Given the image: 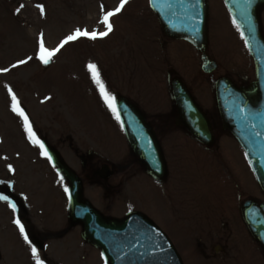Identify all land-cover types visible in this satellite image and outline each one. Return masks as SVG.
I'll list each match as a JSON object with an SVG mask.
<instances>
[{
	"label": "rangeland",
	"instance_id": "374dc122",
	"mask_svg": "<svg viewBox=\"0 0 264 264\" xmlns=\"http://www.w3.org/2000/svg\"><path fill=\"white\" fill-rule=\"evenodd\" d=\"M120 1L0 0V155L13 163L16 172L27 170V162L32 170L25 232L44 264H104L97 249L81 243L80 228L62 233L67 228L66 184L60 183V175L29 141L22 118L11 110L9 88L37 139L59 151L84 180V199L101 213L118 219L132 211L143 213L167 235L183 264H264L240 215L241 203L264 202L241 147L220 131L217 117L212 149L171 121L169 73L182 81L209 117L216 113L212 79L229 77L240 85L254 75L243 37L222 0H207L208 55L217 65L210 75L201 71L199 55L191 45L164 39L148 0H129L110 18L113 31L107 37L70 42L48 65L37 59L41 36L45 48L53 50L77 29L103 32L102 16ZM260 27L264 37V9ZM28 57L32 59L27 64L12 67ZM89 64L97 66L108 95L127 98L152 123L168 167L163 182L150 178L130 154ZM12 153L21 159H14ZM5 165L0 161V178ZM103 166L110 177L91 178ZM4 203L0 201V214L5 215L0 218V264H36L28 245L22 248L24 240L9 221ZM38 231L61 235L40 250L35 240ZM203 245L210 247L205 250ZM203 250L210 260L200 255Z\"/></svg>",
	"mask_w": 264,
	"mask_h": 264
},
{
	"label": "water",
	"instance_id": "95a60500",
	"mask_svg": "<svg viewBox=\"0 0 264 264\" xmlns=\"http://www.w3.org/2000/svg\"><path fill=\"white\" fill-rule=\"evenodd\" d=\"M224 2L239 25L253 59L255 82L246 89H236L228 80H219L215 84L218 110L222 128L229 131L245 151L264 193V39L259 24L264 0H251L250 4L245 0ZM149 3L164 35L191 43L201 53L203 71H211L214 65L206 54V0H149ZM172 90L178 113L176 124L183 126L201 144L211 147L214 143L211 127L203 113L178 80L172 82ZM116 108L139 164L153 178L162 179L165 165L150 126L125 99L118 98ZM47 152L68 183L72 197L70 221L81 225L82 238L101 251L106 264H181L167 238L144 216L130 214L117 221L98 214L83 201L81 181L54 151L47 148ZM241 211L250 234L264 250V204L249 202Z\"/></svg>",
	"mask_w": 264,
	"mask_h": 264
},
{
	"label": "snow or ice",
	"instance_id": "6c2138e0",
	"mask_svg": "<svg viewBox=\"0 0 264 264\" xmlns=\"http://www.w3.org/2000/svg\"><path fill=\"white\" fill-rule=\"evenodd\" d=\"M129 3V0H121L120 5L113 11H108L106 12L101 19V23L105 26L106 30L100 33L97 32H92L89 33L87 31H82L80 29H77L73 34L66 36L60 43L59 45L53 49V50H48L47 48H45L44 46V41H43V37L41 36L40 42H39V53L37 55V59L40 60L41 63H43L44 65H48L50 63V61L52 60V58L54 56H56L57 53H59L61 51V49H63L66 45H68L70 42H75L78 39H80L81 37L84 38H88L90 40H96L97 38H104L107 37L112 31H113V25L110 22V18L113 16L118 15L125 7V5H127ZM245 3L250 4L251 0H245ZM38 7L40 8L41 11V15H44V8L42 5H38ZM193 8H195V5H193ZM236 21L233 20V24H235ZM237 28L239 29V25H236ZM243 35V34H242ZM32 59V57H28L27 59H23L19 61V64H13L12 67L16 68L19 65H24L27 64L30 60ZM88 71L92 74V79L95 81V83L100 87V91H101V95L104 97L105 103L108 105V107L112 110L113 115L115 116V118L117 119V121H120V116L118 114L116 105H115V100L114 97H111L110 95H108L103 87L102 82L99 79V72L97 70V66L95 64H89L88 66ZM4 72L9 71V69H4ZM9 95L11 96V100H12V107L11 110L13 113H15L18 117L22 118L23 122H24V127H25V131L28 134V139L29 141L38 146L41 150V154L47 158L48 160H51V156L48 155L47 150L44 147V144L36 138V134L33 132L30 124H29V120L28 117L25 115L24 111L19 107V101L17 100L16 95L12 92V89L9 88L8 89ZM8 171L9 172H13L14 169L12 168L11 165H9L8 167ZM59 175V173H57ZM64 182V177L60 176V183L63 184ZM2 183V182H0ZM64 192L68 195L69 200H71V192L70 189L67 186H64ZM0 200H4L5 202H7L9 204V206L12 208V211L15 212L16 210V206L15 204L11 203V201L9 200L8 196H0ZM17 228L19 229V234L20 236L23 237V240L25 242V244L28 245V247L31 250V255L32 258L35 260L36 264H44V261H42L40 259L39 253L37 251V248L34 246L32 240L29 239L28 234L25 232V228L24 225L20 222V220H14L13 221Z\"/></svg>",
	"mask_w": 264,
	"mask_h": 264
},
{
	"label": "flooded vegetation",
	"instance_id": "af4514ba",
	"mask_svg": "<svg viewBox=\"0 0 264 264\" xmlns=\"http://www.w3.org/2000/svg\"><path fill=\"white\" fill-rule=\"evenodd\" d=\"M9 165H13V163L7 162L6 165L3 166V173H4V179L0 182V196H8L9 200L11 203L15 204L16 210L15 212L12 211V208L9 206L7 202L2 200L4 205L8 206V208H5L8 211V215H10V220H12V224H15L13 221L14 220H20L21 223L29 222L27 215H28V207H27V202L25 201V197H21L20 193H24L26 196L31 187V179H30V172L28 170H22V173L20 171H15V168L12 166L14 169L13 172L8 171ZM21 165V164H20ZM22 166V165H21ZM2 173V174H3ZM18 175L21 177H18ZM16 179V180H15ZM20 179V180H19ZM11 182L12 185H8V183ZM16 190H19L21 192H16ZM20 199H19V197ZM23 201V203H21ZM5 215L2 213L0 214V218L4 217ZM38 245H41L43 247V240L46 239V237L42 235H38ZM52 239H57L58 236L51 237ZM46 242V241H45Z\"/></svg>",
	"mask_w": 264,
	"mask_h": 264
}]
</instances>
